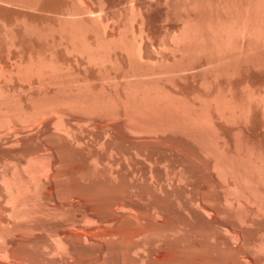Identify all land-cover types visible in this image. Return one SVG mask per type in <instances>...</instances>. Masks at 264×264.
<instances>
[{
	"label": "rangeland",
	"instance_id": "374dc122",
	"mask_svg": "<svg viewBox=\"0 0 264 264\" xmlns=\"http://www.w3.org/2000/svg\"><path fill=\"white\" fill-rule=\"evenodd\" d=\"M257 1L0 0V264H264Z\"/></svg>",
	"mask_w": 264,
	"mask_h": 264
},
{
	"label": "bare ground",
	"instance_id": "6f19581e",
	"mask_svg": "<svg viewBox=\"0 0 264 264\" xmlns=\"http://www.w3.org/2000/svg\"><path fill=\"white\" fill-rule=\"evenodd\" d=\"M251 1H252V0H251ZM229 2H230V1H229ZM262 2H263V1H262ZM262 2H261V3H262ZM256 3H257V4H256ZM256 3H255V5H258V4H259L258 1H257ZM262 4H263V6H264V2H263ZM250 5H251V4H250ZM260 5H261V4H259L258 7H260ZM225 6H226V5H225ZM251 6H252V5H251ZM263 6L260 7V8L263 9V8H264ZM207 7H208V5H207ZM254 7H255V6H254ZM212 8H213V7H212ZM234 8H235V7H234ZM240 8H241V7H240ZM242 8H243V7H242ZM245 8H246V7H245ZM248 8H249V7H248ZM243 9H244V8H243ZM253 9H254V8H253ZM255 9H256V10H255ZM255 9L253 10V12H254V11L257 12L258 10H260V13H262V14H260L259 11H258V12H257V15L259 14L258 16H260V15H261V16H264V12H262V11H264V10H262V9H258L257 7H255ZM257 9H258V10H257ZM225 10H227V9H225ZM261 10H262V11H261ZM229 11H230V10H229ZM229 11H228V12H229ZM235 12H236V11H235ZM243 12H244V11H243ZM253 12H252V13H253ZM233 13H234V12H233ZM252 13H251V15H253ZM239 14H240V13H239ZM199 15H200V14H199ZM254 15H255V13H254ZM258 16H257V17H258ZM261 16H260V18H261L260 22L262 23V21H263V23H264V19H262ZM241 17H242V16H241ZM248 17H249V16H248ZM257 17H255V16L252 17V19H253V18H254V19H253V22H252V24H251V25H252L251 27H253V24L255 23V24H254L255 26H254L253 28H256V29H257V24L259 23V19H260L259 17H258L259 19H258ZM233 18H234V17H233ZM263 18H264V17H263ZM210 19H211V18H210ZM217 19H218V18H217ZM250 19H251V18H250ZM211 20H212V19H211ZM233 20H234V19H233ZM205 21H206V20H205ZM251 21H252V20H251ZM254 21H256V22L258 21V23L256 24V22H254ZM236 22H237V21H236ZM246 22H247V21H246ZM246 22H244V23H246ZM248 22H250V21H248ZM197 23H199V22H197ZM261 23L258 24V27H261V26H259V25H262ZM214 24H215V23H214ZM218 24H219V23H218ZM241 24L243 25V23H241ZM241 24H240L239 28H236V29H241ZM211 25H212V24H211ZM233 25H234V24H233ZM237 25H238V24H237ZM244 25H245L244 28H246V27H248L249 24H247V25L244 24ZM244 25H243V26H244ZM182 26H183V25H182ZM243 26H242V29H243ZM186 27H187V26H186ZM212 27H213V26H212ZM219 27H220V26H219ZM251 27H250V25H249V27H248L247 30H249ZM194 28H195V27H194ZM188 29H189V28H188ZM220 29H221V28H220ZM233 29H234V28H233ZM258 29H260V28H258ZM194 30H195V29H194ZM222 30H223V29H222ZM243 30H244V29H243ZM243 30H239L240 33H241ZM245 30H246V29H245ZM252 30H253V32H251ZM254 30H255V29H252V28H251V30H249V33H247V32H246V33L249 34V35H254V34L256 33V31H254ZM213 31H214V30H213ZM237 31H238V30H237ZM218 32H219V31H218ZM231 32H232V31H231ZM250 32H251V34H250ZM254 32H255V33H254ZM191 33H193V31H192ZM219 33H220V32H219ZM253 33H254V34H253ZM132 34H134V33H132ZM224 34H225V33H224ZM233 34H234V33H233ZM256 34H257V33H256ZM256 34H255V35H256ZM207 35H208V34H207ZM215 35H216V34H215ZM235 35H236V33H235ZM133 36H134V35H133ZM211 36H212V35H211ZM240 36H241V35H240ZM246 36H247V35H246ZM257 36H258V35H257ZM182 37H183V36H182ZM189 37H190V35H189ZM215 37H216V36H215ZM230 37H231V36H230ZM185 38H186V37H185ZM197 38L199 39V37H197ZM202 39H203V38H202ZM188 40H189V38H188ZM208 40H209V39H208ZM217 40H218V39H217ZM254 40H255V39H254ZM189 42H190V41H189ZM194 42H195V41H194ZM196 42H197V41H196ZM227 42H228V41H227ZM241 42H242V41H241ZM173 43H174V42H173ZM222 43H223V42H222ZM256 43H257V42H256ZM187 44H188V43H187ZM254 44H255V43H254ZM133 45H134V44H133ZM190 45H191V44H190ZM217 45H218V44H217ZM226 45H227V44H226ZM179 46H180V45H179ZM183 46H184V45H183ZM188 46H189V45H188ZM222 46H223V45H222ZM231 46H232V45H231ZM203 47H204V46H203ZM214 47H215V46H214ZM244 47H245V46H244ZM259 47H260V46H259ZM187 48H188V47H187ZM196 48H197V47H196ZM229 48H230V47H229ZM240 48H241V47H240ZM251 48H252V47H251ZM263 48H264V47H263ZM180 49H181V48H180ZM210 50H211V49H210ZM215 50H216V49H215ZM234 50H235V49H234ZM137 51H138V50H137ZM139 51H140V50H139ZM194 51H195V50H194ZM207 51H208V50H207ZM200 52H201V51H200ZM221 52H222V51H221ZM225 52H226V51H225ZM250 52H251V51H250ZM212 53H213V52H212ZM136 54H137V53H136ZM138 55H139V54H138ZM245 55H246V54H245ZM223 56H224V55H223ZM246 56H247V55H246ZM138 57H139V56H138ZM186 57H187V56H186ZM186 57H185V58H186ZM206 57H207V56H206ZM253 88H254V87H253ZM239 89H240V88H239ZM262 89H263V88H262ZM246 94H247V93H246ZM229 95H230V94H229ZM262 95H263V94H262ZM249 97H250V96H249ZM244 98H245V97H244ZM254 98H255V97H253V99H254ZM258 98H259V97H258ZM248 99H250V98H248ZM248 99H247V100H248ZM224 100H226V99H224ZM224 100H223V101H224ZM251 100H252V98H251ZM254 100H255V99H254ZM261 101H262V100H261ZM224 102H225V101H224ZM258 102H260V101H258ZM253 103H254V102H253ZM248 104H250V103L248 102ZM257 105H259V104H257ZM262 106H263V105H262ZM233 107H234V106H233ZM218 109H219V108H218ZM220 109H221V108H220ZM230 111H231V110H230ZM263 111H264V110H263ZM238 112H239V111H238ZM247 112H248V111H247ZM244 114H245V113H244ZM238 115H239V114H238ZM259 169H260V168H259ZM33 172H34V171H33ZM36 172H37V171H36ZM5 179H7V178H5ZM2 180H3V178H2ZM15 180H16V179H15ZM5 181H6V180H5ZM11 181H12V180H10V182H11ZM8 182H9V181H8ZM10 182H9L8 185H11L13 181H12L11 183H10ZM20 182H21V181H20ZM37 182H38V181H37ZM37 182H36V183H37ZM13 183H14V182H13ZM6 184H7V182H6ZM16 184H17V183H16ZM16 184H15V185H16ZM37 184H38V183H37ZM8 185H7V186H8ZM15 185H13V188H14ZM5 186H6V185H5ZM22 186H23V185H22ZM25 186H27V183L25 184ZM32 186H33V185H32ZM9 187H10V186H9ZM9 187H8V189H9ZM16 187H17V186H15V188H16ZM17 188H18V187H17ZM17 188H16V189H17ZM26 188H27V187H26ZM36 188H37V187H36ZM36 188H35V189H36ZM8 189H7V190H8ZM16 189H15V190H16ZM20 189H21V188H20V186H19L18 190H20ZM28 189H29V187H28ZM12 190H13V189H12ZM15 190H14V191H15ZM26 190H27V189H25V191H26ZM30 191H31V189H30ZM21 192L24 193V192H23V189L20 190V192H19V191H18V192L16 191V194H19V195L21 196V194H22ZM34 192H36V190H35ZM12 193H13V192H11V194H12ZM20 193H21V194H20ZM26 193L28 194L29 192L26 191ZM32 193H33V191H32ZM8 194H9V192H8ZM8 194H7V195H8ZM29 194H30V193H29ZM9 195H10V194H9ZM9 195H8V196H9ZM13 195H14V194H13ZM19 195H17V198L14 197V196H12V195H10L9 198H10V200H11V198H15L14 201L18 203V202H19L18 199L20 198ZM24 195H25V193H24ZM11 196H12V197H11ZM27 196H28V195H27ZM34 196H35V195H34ZM22 197H23V195H22ZM25 197H26V195H25ZM25 197H23L22 199L24 200ZM28 197H29L30 200H31L32 196H28ZM28 197H26V199H27ZM29 198L27 199V201L29 200ZM35 198H36V197H35ZM7 199H8V197H7ZM22 199L20 200V203H22V202H21ZM26 199H25V201H26ZM16 200H18V201H16ZM12 201H13V200H12ZM12 201H11V202H12ZM25 201H23V202H25ZM32 201H34V200H32ZM29 202L31 203V201H28V202H27L28 205H29ZM12 203H13V202H12ZM12 203H11V204H12ZM20 203H19V204H20ZM35 203H36V202H35ZM35 203H34V204H35ZM34 204H32V205H34ZM21 205H22V204H21ZM23 205H24V204H23ZM23 205H22V206H23ZM15 206H16V205H15ZM34 206H35V205H34ZM10 207H11V206H10ZM16 207H17V206H16ZM20 207H21V206H20ZM20 207L18 206V208H20ZM24 207H25V206H24ZM29 207H30V206H29ZM32 207H33V206H32ZM13 208H14V205H13ZM26 208H28V207H26ZM26 208H25V209H26ZM34 208H35V207H34ZM29 209H30V208H29ZM13 210H14V209H13ZM14 211H16V210H14ZM19 211H22V209H21V210H20V209L17 210V212H18V213L20 214V216H21L22 213H20ZM23 211H25V210H23ZM26 211H27V210H26ZM26 211H25V212H26ZM11 212H12V211H11ZM17 212H15V215H16V216H18V214H16ZM29 212H30V211H29ZM27 213H28V212H27ZM27 213H26V214H27ZM30 213H31V212H30ZM23 214H24V213H23ZM23 214H22V217H24ZM29 215H30V214H29ZM20 216H19V217H20ZM12 217H13V214H12ZM14 217H15V216H14ZM25 217H27V216L25 215ZM16 219H17V218H16ZM16 219H15V220H16ZM20 219H21V218H20ZM22 219H23V218H22ZM22 219H21V220H22ZM26 219H27V218H26ZM18 220H19V219H18ZM22 226H23V225H22ZM137 229H138V228H137ZM155 229H156V228H155ZM149 230H150V229H149ZM149 230H148V231H149ZM5 231H6V230H5ZM150 231H151V230H150ZM136 232H138V230H137ZM140 232H141V231H140ZM140 232H139V233H140ZM146 232H147V230H146ZM3 233H4V232H3ZM139 233H138V234H139ZM1 235H2V234H0V238H1ZM134 235H135V234H134ZM135 236H136V235H135ZM130 240H131V239H130ZM58 241H61V240L58 239ZM61 242H62V241H61ZM133 242H134V241H133ZM135 242H136V241H135ZM63 244H64V243H63ZM65 244H66V243H65ZM65 244H64V245H65ZM132 244H133V243H132ZM132 244H131V245H132ZM134 244H135V243H134ZM131 245H130V247H132ZM136 245H137V244H136ZM140 245H141V244H140ZM133 246H135V245H133ZM138 248H139V247H138ZM65 249H67V248H65ZM141 249H142V248H141ZM136 250H137V249H136ZM175 250H176V249H175ZM140 251H141V250H140ZM56 252H57V251H56ZM173 252H174V251H173ZM143 253H144V252H143ZM172 255H173V254H172ZM142 260H143V259H142ZM171 260H172V259H171ZM129 261H130V259H129ZM132 261H134V260H132ZM172 261H173V260H172ZM143 262H144V261H143ZM164 262H165V261H164ZM126 263H127V262H126ZM140 263H141V261H140ZM143 264H144V263H143ZM147 264H148V263H147Z\"/></svg>",
	"mask_w": 264,
	"mask_h": 264
}]
</instances>
